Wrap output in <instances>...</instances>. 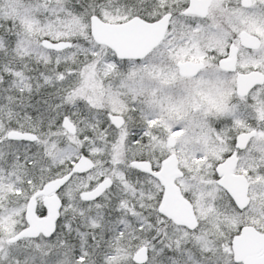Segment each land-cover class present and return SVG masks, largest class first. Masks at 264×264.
Masks as SVG:
<instances>
[{"label":"snow or ice","instance_id":"1","mask_svg":"<svg viewBox=\"0 0 264 264\" xmlns=\"http://www.w3.org/2000/svg\"><path fill=\"white\" fill-rule=\"evenodd\" d=\"M0 264H264V0H0Z\"/></svg>","mask_w":264,"mask_h":264}]
</instances>
